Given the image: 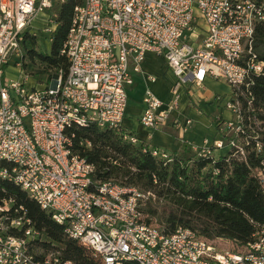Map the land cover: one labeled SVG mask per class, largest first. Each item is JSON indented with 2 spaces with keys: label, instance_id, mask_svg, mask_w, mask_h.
<instances>
[{
  "label": "built area",
  "instance_id": "obj_1",
  "mask_svg": "<svg viewBox=\"0 0 264 264\" xmlns=\"http://www.w3.org/2000/svg\"><path fill=\"white\" fill-rule=\"evenodd\" d=\"M64 2L0 0V181L24 192L100 264H264V242H258L264 227L235 249L226 240L209 242L187 228L166 235L145 223L140 207L154 195L95 179V167L73 151L75 135L69 133L90 125L122 129L132 74L141 72L145 55L152 53L164 60L176 82L165 108L145 91L140 125L155 131L171 124L189 133L192 120H172L178 90L189 85V95L197 99L205 79L212 78L231 87L225 105L231 118L216 119L220 139L211 144L180 142L198 157L216 160L217 152L233 148L243 157L236 139L251 126L244 123L242 101L249 111L250 88L264 76V62L253 51L255 28L264 25V0H81L61 51L66 72L57 70L42 87L29 86L23 76L7 80L9 62L19 65L25 35H34L31 29L44 18L50 37ZM248 120L258 126L255 118ZM123 139L138 143L135 136ZM149 153L170 162L164 151ZM256 178L264 191V168ZM6 210L5 201L0 213ZM4 221L0 217V264H76L58 253L36 259L29 242L40 233L25 228L30 222L22 217L10 221V228L23 230L15 237Z\"/></svg>",
  "mask_w": 264,
  "mask_h": 264
},
{
  "label": "trees",
  "instance_id": "obj_2",
  "mask_svg": "<svg viewBox=\"0 0 264 264\" xmlns=\"http://www.w3.org/2000/svg\"><path fill=\"white\" fill-rule=\"evenodd\" d=\"M80 4L81 0H67L58 9L48 54L36 52L34 35L24 37L23 54L26 52L29 60H37L44 71H50L46 85L57 70H67L68 63L61 51L73 10ZM253 51L264 62V25L255 28ZM250 93L251 109L248 111L242 101V116L251 129L236 139L243 157L235 148L216 160L198 157L189 150L183 157L169 155L170 162H165L151 156L147 144L124 140L125 135H133L123 128L100 130L95 125L69 131L75 135L72 149L95 167L94 178L98 181L154 195V200L147 198L140 207L145 223L166 235L177 228H187L204 240H226L236 249L251 242L257 228L264 227V191L256 178L257 171L264 168V76L254 79ZM250 117L255 118L258 126L249 122ZM218 124L217 120L213 122L216 131ZM80 142H88L90 147ZM5 201L7 210L0 217L6 218L8 234L23 235V230L9 227L10 221L22 217L30 222L25 228L40 233L39 239L29 242L36 259L58 253L62 259L76 264H100L91 250L67 238L64 227L24 192L0 181V207Z\"/></svg>",
  "mask_w": 264,
  "mask_h": 264
},
{
  "label": "rangeland",
  "instance_id": "obj_3",
  "mask_svg": "<svg viewBox=\"0 0 264 264\" xmlns=\"http://www.w3.org/2000/svg\"><path fill=\"white\" fill-rule=\"evenodd\" d=\"M44 18H41L39 20V23H36L34 25V28L31 29L32 34L35 35V50L38 53L41 54H48L49 53V49H50V37L49 34H47V30H46V23L44 21ZM147 57V56H146ZM146 57L144 58V61L146 59ZM159 62H161V60H158ZM18 62V67H15L14 62L11 60L6 68L5 71V77L7 80H15V79H20L21 76H23L24 78H26L27 84L29 86H34V87H42L44 85H46V81L49 78V72L50 71H44V66L39 65V62L37 60H29V57L27 56V53L25 52L24 54L22 53V57L20 58V60L17 61ZM141 64V70L144 73V70L142 68ZM18 69L21 72V74H18ZM156 69V80L157 83H155L151 90L153 92H155V87L158 85V87H160L162 89V95H164L166 97V93L168 90V77L166 78H162V69L160 68V66H155ZM141 73V72H140ZM171 75V73H170ZM173 76V75H172ZM51 78V77H50ZM173 78L175 79V77L173 76ZM162 79H163V83H162ZM50 80V79H49ZM208 81V82H206ZM50 82V81H49ZM176 82V79L173 83V85L171 86V88L174 86ZM170 88V89H171ZM186 88H189V85L186 86ZM203 90L200 92L201 95L203 96V100H196L195 96H190L188 91L186 92L188 95V99L190 100V106L189 109L187 111V115L191 118V120L193 121V133L194 134H186L183 135L181 132L179 134H181L185 139L188 138V136L191 137L188 139H193L194 140V144L196 146L200 145L202 140L204 138L208 139V140H212L213 137H215V135H217V131L216 128L213 125V122L216 119H222V120H227L231 118L230 113L226 110L225 105L227 103V101L229 100V96L231 93V87L221 81L212 79V78H206L203 86H202ZM187 90V89H186ZM193 91V90H192ZM213 93V103H209L207 104L206 101V97L208 96V94ZM170 95H171V90H170ZM180 95V94H178ZM134 97L130 98V102L128 104V108L127 111L130 114L133 113H137L138 110L135 109V104L134 102H137L136 100L132 99ZM172 98V95L170 97V100ZM140 102V101H139ZM170 102V101H169ZM168 102V103H169ZM168 104H166L163 108H165ZM200 112V113H199ZM177 114L181 115L180 113L177 112ZM194 114L195 116H202V118L205 120V123H200L198 126V132H195L196 129V119H194ZM123 124L126 125L127 127L129 126L133 133L141 138V137H147V135L149 136L150 131L148 129H143L141 128L136 122H134V120H124ZM191 132V131H190ZM217 139H220V136L217 135ZM157 141H155L153 139V143H155ZM227 151H219L217 153H225ZM225 247L224 245H222V248ZM225 248H229V246H226Z\"/></svg>",
  "mask_w": 264,
  "mask_h": 264
},
{
  "label": "crops",
  "instance_id": "obj_4",
  "mask_svg": "<svg viewBox=\"0 0 264 264\" xmlns=\"http://www.w3.org/2000/svg\"><path fill=\"white\" fill-rule=\"evenodd\" d=\"M145 57H146L145 61L143 60V62H142V64H143L142 68H143L145 74H143L142 70H141V73L132 74L133 84L127 90L128 104L130 102V98L134 97L132 99L137 101V102H134V104L136 105L135 109H137L138 112L130 114L126 109L125 117L123 119V121L124 120H134V122H136L143 129H146V128H144L143 126L140 125L139 120H140V117H141L142 111H143V104L142 103H143L145 91L147 89H149L152 92V94L163 104V106H165L170 101V97H171L170 90L172 89L171 86L173 85V83L175 81V79L172 76L171 71L167 68L164 60L161 57L156 56L155 54H152V53L146 54ZM158 60H161V62H159ZM155 66H160V68L162 69V71H161L162 72V78L168 77V90H167V93L165 94L166 97L164 95H162L163 91L160 87H158V85L155 87V92H153L151 90L152 86L155 83H157V80H156V75H157L156 73L157 72H156ZM170 73H171V75H170ZM148 77L153 78L154 81L150 82ZM206 82H208V81H206ZM162 83H163V79H162ZM186 89H187L186 87H182L178 90V94H180V95H179V108H178L177 112L180 113L181 115L177 114V112L174 113L172 115L173 116L172 120L175 117L176 118L178 117L180 119L189 118L191 120V118L187 115V111H188L189 106H190V100L188 99V96H187L188 94L186 93L187 92ZM202 90H203V88H202ZM212 94L213 93H210L206 97L205 102L207 104H209L210 102L213 103L214 102L213 98L217 97V96L213 97ZM199 97L196 100L202 101L203 96L201 95V93H200ZM127 108H128V105H127ZM194 119L197 120L195 132H198L197 128H198L199 124L205 123V120L202 118V116H195V114H194ZM123 121H122V125H121L122 128L126 132L135 136L140 142L147 144L150 149H158V150L164 151L168 155H173L176 158L183 157L188 152H190L188 148L184 147L181 144V142H180L181 139H184V140L190 142L191 146H196L194 144V140H193L194 138L191 140L188 139L191 137L192 134H194L193 133V130H194L193 126L191 129V132L187 133V135L191 134L190 137L188 136V138H186V139L181 134H179L180 133L179 131L172 128L171 124H168L167 126L161 128L159 130H155V131H151L148 129L150 131V134H149V136L147 135V137L145 139V137H141V138L137 137L133 133L132 129L129 126L127 127L126 125L123 124ZM192 123H193V121H192ZM153 139L157 142L153 143ZM204 140H207V142L209 144H211L214 140H217V135H215V137H213L212 140H208V139L204 138L202 140L201 144L198 146H201ZM198 146H196V147H198ZM224 150L228 151L227 149H223L221 151H224ZM225 153L218 154V157L223 156Z\"/></svg>",
  "mask_w": 264,
  "mask_h": 264
},
{
  "label": "bare ground",
  "instance_id": "obj_5",
  "mask_svg": "<svg viewBox=\"0 0 264 264\" xmlns=\"http://www.w3.org/2000/svg\"><path fill=\"white\" fill-rule=\"evenodd\" d=\"M258 242H264V235H258Z\"/></svg>",
  "mask_w": 264,
  "mask_h": 264
},
{
  "label": "water",
  "instance_id": "obj_6",
  "mask_svg": "<svg viewBox=\"0 0 264 264\" xmlns=\"http://www.w3.org/2000/svg\"><path fill=\"white\" fill-rule=\"evenodd\" d=\"M65 1H67V0H65Z\"/></svg>",
  "mask_w": 264,
  "mask_h": 264
}]
</instances>
